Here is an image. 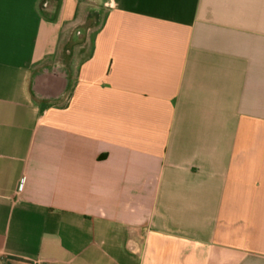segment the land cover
Masks as SVG:
<instances>
[{"label": "crops", "instance_id": "1", "mask_svg": "<svg viewBox=\"0 0 264 264\" xmlns=\"http://www.w3.org/2000/svg\"><path fill=\"white\" fill-rule=\"evenodd\" d=\"M0 264H264V0H0Z\"/></svg>", "mask_w": 264, "mask_h": 264}, {"label": "water", "instance_id": "2", "mask_svg": "<svg viewBox=\"0 0 264 264\" xmlns=\"http://www.w3.org/2000/svg\"><path fill=\"white\" fill-rule=\"evenodd\" d=\"M69 87V75L61 74V68L46 67L41 70L34 82L36 96L40 100H59Z\"/></svg>", "mask_w": 264, "mask_h": 264}, {"label": "rangeland", "instance_id": "3", "mask_svg": "<svg viewBox=\"0 0 264 264\" xmlns=\"http://www.w3.org/2000/svg\"><path fill=\"white\" fill-rule=\"evenodd\" d=\"M100 12H101V11H100ZM89 14H90V16H91L92 19H93L94 16H95V17H96V20H99V19L101 18V16H102V14L99 13V12H95V13H94L93 10H91V12H90Z\"/></svg>", "mask_w": 264, "mask_h": 264}]
</instances>
